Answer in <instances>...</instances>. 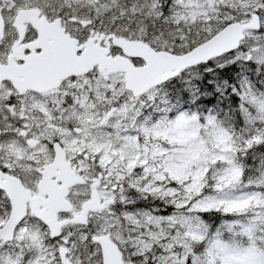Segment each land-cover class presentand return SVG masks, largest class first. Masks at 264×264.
I'll list each match as a JSON object with an SVG mask.
<instances>
[{
  "label": "snow or ice",
  "instance_id": "obj_1",
  "mask_svg": "<svg viewBox=\"0 0 264 264\" xmlns=\"http://www.w3.org/2000/svg\"><path fill=\"white\" fill-rule=\"evenodd\" d=\"M0 264H264V0H0Z\"/></svg>",
  "mask_w": 264,
  "mask_h": 264
}]
</instances>
